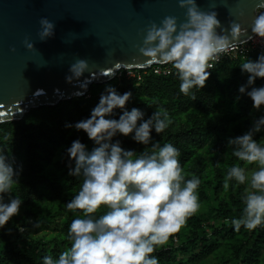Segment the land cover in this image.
I'll use <instances>...</instances> for the list:
<instances>
[{"label": "clouds", "instance_id": "9594fccd", "mask_svg": "<svg viewBox=\"0 0 264 264\" xmlns=\"http://www.w3.org/2000/svg\"><path fill=\"white\" fill-rule=\"evenodd\" d=\"M178 4L186 8V19L177 24L176 17L165 16L159 25L153 22L139 51L149 58V64L170 65L180 81L179 92L191 95L193 88L205 85L212 61L235 47L242 28L230 22V35L226 34L216 11L201 10L196 0H178ZM256 9L262 10L251 21V32L264 43V0ZM40 25L42 39L53 35L52 21L41 17ZM27 47H34L33 43L28 42ZM239 66L249 73L246 84L238 88L239 93H245L256 78L264 77V52L255 61L246 59ZM86 70L87 60L78 58L70 64L65 79L71 82ZM246 94L253 109H264V85L252 87ZM131 97V91L120 93L113 85H106L88 117L65 124L83 130L94 146L89 150L76 138L65 148L70 162L68 174L82 180L65 202L73 214L66 232L69 245L56 257L42 256V264H159L151 253L200 208V177L184 171L174 144L153 142L152 131L162 133L172 123L169 112L158 107L144 118L140 108L125 107ZM116 109L121 110L118 118ZM262 130L264 114L254 117L246 131L226 141L231 155L243 162L231 164L223 179L225 190L230 183L244 186L240 215L225 221L234 231L242 226L247 230L264 227V137L255 138ZM118 135H130L142 145L151 143V150L125 149L118 139L113 140ZM13 163L9 155L0 152V228L19 213L23 203L14 193L19 172ZM101 205L104 210L97 215Z\"/></svg>", "mask_w": 264, "mask_h": 264}, {"label": "trees", "instance_id": "16d2710c", "mask_svg": "<svg viewBox=\"0 0 264 264\" xmlns=\"http://www.w3.org/2000/svg\"><path fill=\"white\" fill-rule=\"evenodd\" d=\"M258 55L223 58L208 70L203 88H193L191 95L179 92L175 74L150 72L138 79L128 78L124 70L108 82L91 84L85 96L40 105L20 120L0 122V152L14 161L19 172L14 193L23 199L19 213L0 228V264H42V256L56 257L69 245L66 232L73 214L65 202L82 178L68 174L65 148L76 138L89 150L94 142L83 130L65 124L88 117L109 84L120 93L131 91L125 107L140 108L144 118L158 107L169 112L172 123L162 133L153 130V142L174 144L184 171L201 179L200 208L151 255L157 256L159 264H264V227L247 230L242 226L234 231L230 222H225L240 215L244 186L230 183L227 190L223 188L227 168L243 163L231 155L227 138L246 131L254 117L264 114V109L252 108L246 94L252 87L264 85V77L256 78L245 93L238 92L249 75L239 65L246 59L255 61ZM120 111H115L117 118ZM261 137L264 130L256 133V139ZM117 139L125 149L151 150V143L142 145L130 135L113 138ZM103 210L101 205L96 214Z\"/></svg>", "mask_w": 264, "mask_h": 264}, {"label": "water", "instance_id": "95a60500", "mask_svg": "<svg viewBox=\"0 0 264 264\" xmlns=\"http://www.w3.org/2000/svg\"><path fill=\"white\" fill-rule=\"evenodd\" d=\"M260 2L196 0L201 10L216 11L226 34L230 22L240 24L235 43L255 36L250 24L262 10L256 9ZM185 13L178 0H0V122L85 96L91 84L108 82L122 69L159 63H147L139 51L147 28L165 16L176 17L179 24ZM41 17L54 23L53 35L45 39ZM28 42L34 47L28 48ZM78 58L87 60L88 70L69 82V66Z\"/></svg>", "mask_w": 264, "mask_h": 264}, {"label": "built area", "instance_id": "2783aa9c", "mask_svg": "<svg viewBox=\"0 0 264 264\" xmlns=\"http://www.w3.org/2000/svg\"><path fill=\"white\" fill-rule=\"evenodd\" d=\"M258 53L261 54L264 52V43H261L259 38H256L253 36V39H249L245 42L241 43H235V47L231 49L229 52L222 54L217 61H212L213 67L221 61L225 57H237V56H247L250 53ZM211 68V69H212ZM208 69V70H211ZM126 71L125 74L128 78L137 77L138 79H141L144 74L147 73H154V74H163V75H169V74H175L174 70L171 69V66L168 64H162L157 63L153 64L148 68H131V69H122L119 71L117 76H121L123 71ZM167 72V74H166Z\"/></svg>", "mask_w": 264, "mask_h": 264}, {"label": "rangeland", "instance_id": "374dc122", "mask_svg": "<svg viewBox=\"0 0 264 264\" xmlns=\"http://www.w3.org/2000/svg\"><path fill=\"white\" fill-rule=\"evenodd\" d=\"M251 167H252V166H251ZM9 221H10V220H9ZM9 221H8V222H9Z\"/></svg>", "mask_w": 264, "mask_h": 264}]
</instances>
